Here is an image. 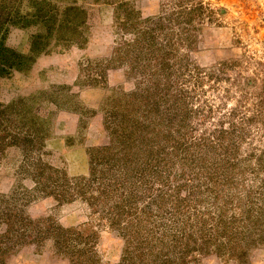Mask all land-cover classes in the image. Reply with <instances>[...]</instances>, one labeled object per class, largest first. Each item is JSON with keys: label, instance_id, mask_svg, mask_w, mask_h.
<instances>
[{"label": "rangeland", "instance_id": "374dc122", "mask_svg": "<svg viewBox=\"0 0 264 264\" xmlns=\"http://www.w3.org/2000/svg\"><path fill=\"white\" fill-rule=\"evenodd\" d=\"M0 264H264V0H0Z\"/></svg>", "mask_w": 264, "mask_h": 264}]
</instances>
